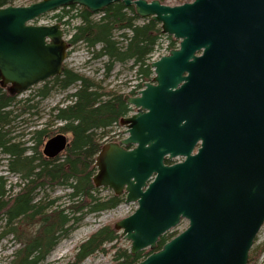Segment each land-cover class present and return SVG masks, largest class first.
I'll return each instance as SVG.
<instances>
[{"label": "water", "instance_id": "1", "mask_svg": "<svg viewBox=\"0 0 264 264\" xmlns=\"http://www.w3.org/2000/svg\"><path fill=\"white\" fill-rule=\"evenodd\" d=\"M122 1L180 41L151 64L154 77L122 118L127 138L96 157V188L136 211L115 223L136 264H248L264 226V0H41L0 8V86L12 96L60 76L70 43L60 23L35 25L74 5L92 14ZM198 54H201L198 56ZM58 134L43 153L68 146ZM182 157L180 163L167 165ZM187 229L155 251L182 221Z\"/></svg>", "mask_w": 264, "mask_h": 264}, {"label": "trees", "instance_id": "2", "mask_svg": "<svg viewBox=\"0 0 264 264\" xmlns=\"http://www.w3.org/2000/svg\"><path fill=\"white\" fill-rule=\"evenodd\" d=\"M18 1L0 0V8ZM28 1L32 4L41 0ZM55 18L72 35L70 48L85 45L94 59L106 60V70L104 78L96 81L64 66L60 76L43 84L37 92L39 102L54 91L67 92L73 88L75 92L69 96L70 105L53 109L56 112L53 121L64 125L53 130L50 128L53 123L47 124L31 131L26 140L17 134V124L25 122V116H31V110L37 106L31 103V98L17 101L18 96L10 95L0 86V152L7 156L9 172L19 175L21 180V184L13 186L0 176V221L6 222L0 238L15 234L24 243L10 264H42L59 240L69 235L87 214L114 210L124 202L113 194L105 199L99 197L102 190L93 184L94 163L103 146L102 139L109 133L107 128L119 124L129 112L125 95L107 90L104 82L117 64L127 63L133 64L142 82L150 81L153 73L149 61L160 40L169 39L170 50L179 44L163 35L160 25L152 19L140 24L134 7H126L122 1L107 7L99 19L78 5L61 9ZM58 134L72 136L66 150L55 157L45 156V143ZM59 186L70 193L56 199L44 195L46 190ZM19 227L25 231L24 227H28L31 233L20 238ZM177 234L162 237L157 250ZM119 239L114 225H107L81 244L69 264H81L97 253H108L116 248ZM107 245L112 246L106 249ZM150 254L141 252L132 256L128 251H118L114 264H136Z\"/></svg>", "mask_w": 264, "mask_h": 264}, {"label": "rangeland", "instance_id": "3", "mask_svg": "<svg viewBox=\"0 0 264 264\" xmlns=\"http://www.w3.org/2000/svg\"><path fill=\"white\" fill-rule=\"evenodd\" d=\"M149 2L153 0H147ZM162 4L170 7L180 6L186 3H191L194 0H159ZM16 5L18 6H27L29 5L28 0H19ZM56 13H51L45 18H41L38 21H35L36 25H48L52 23H56L57 20L55 18ZM96 19L101 17V14H95ZM146 19H140L139 23L142 24ZM66 29V28H65ZM69 38V35L67 34ZM174 39V38H173ZM175 40V39H174ZM179 43V42H178ZM170 41L169 39L162 38L160 40L159 46L156 49V53L154 57L158 60L161 56H166L171 51L169 49ZM179 47V44L175 49ZM105 59H94L91 53H88L87 49L84 45H78L74 48H71L69 51V57L65 62V66L69 69H72L80 74H83L87 77L93 78L96 81H100L104 78L105 74ZM132 63L127 64H117L111 76L104 82V87L107 90H114L115 92L120 93L121 95L132 96L135 97V91L141 90L144 87V82L140 78H137L136 69L132 68ZM153 73V71H152ZM154 76V74H153ZM148 82V81H147ZM145 81V83H147ZM43 84L35 86L18 96L17 101L26 100L27 98H31L32 104L37 107L31 110V116H25V122L17 124V134L23 135L25 140L28 139V135L31 131L36 129H42L47 124L53 123L50 128L56 129L64 125L63 123L54 122V115L56 112L53 111L55 107L65 108L71 104V98L69 97L71 94L75 92V89H70L67 92L54 91L46 100L39 102V98L37 97V92L39 88H41ZM137 87V89H134ZM138 96V93H137ZM124 97V100H125ZM126 101V100H125ZM127 102V101H126ZM129 105V104H128ZM131 106V105H130ZM133 107V106H131ZM118 130H120L121 125L116 124ZM122 130V129H121ZM119 131L118 134L108 133L106 137L102 139V145L105 143H113L118 142V140H122L124 137L119 135L122 131ZM56 136V135H55ZM69 140L72 139L70 134H67ZM95 168V167H94ZM96 169V168H95ZM0 176L5 177L13 186L21 184V180L19 175L13 174L9 172L7 167V156L0 152ZM101 193H99V197L105 199L110 197L113 193L108 189H101ZM18 189H16V192ZM68 193L69 190L65 189V187L59 186L53 189H48L44 193L50 199L63 198ZM114 195V194H113ZM43 196V195H42ZM122 198L125 201L124 196ZM64 199L62 200V202ZM137 209L136 204H125L123 202L118 208L114 210L104 211L100 214H87L83 221L77 225L66 237H63L59 240V242L55 245L52 252L48 255L46 260L42 264H69L74 261V258L77 254V249L81 246L82 243L87 241L90 236L104 228L107 225H115L116 222L127 218L131 214H133ZM5 220L0 221V236L5 232ZM188 227V222L186 220L182 221L179 226L175 229L167 232L166 235H171L173 233L181 234ZM26 231L22 228H18L17 235L20 238H23L25 234L29 235L30 230L28 227H24ZM119 236H120V232ZM116 243V242H115ZM24 243L16 238L15 234H7L4 237L0 238V264H10L14 259V255L23 247ZM112 245H107L106 249H110ZM116 248L110 250L108 253H97L89 258H87L81 264H114V256L119 251L124 252L128 251L130 253L131 243L121 238L116 243ZM144 254L149 252V249L142 251ZM248 264H264V226L262 227L258 237L255 240V243L250 252V258Z\"/></svg>", "mask_w": 264, "mask_h": 264}, {"label": "flooded vegetation", "instance_id": "4", "mask_svg": "<svg viewBox=\"0 0 264 264\" xmlns=\"http://www.w3.org/2000/svg\"><path fill=\"white\" fill-rule=\"evenodd\" d=\"M199 55H201V54H198V56ZM144 84H145V82H144ZM134 89H137V87H135ZM140 90H136L135 91V96H137V93L139 92ZM126 104L128 105V103L126 102ZM128 110H129V112H128V114L126 115V116H124V117H127V116H129V115H131L132 113H134L136 110H135V108L134 107H131L130 105H128ZM124 117H122V118H124ZM121 118V119H122ZM120 119V120H121ZM108 129V132L109 133H111V134H118V132L121 130L122 132H121V134L119 135V137L120 136H124L125 135V129L124 128H121L120 127V130H118V128L116 127V125H114V126H110V127H108L107 128ZM184 159L182 158V157H177V158H174V159H172V160H170L169 158H167L166 159V164L167 165H173V164H177V163H180V162H182Z\"/></svg>", "mask_w": 264, "mask_h": 264}, {"label": "bare ground", "instance_id": "5", "mask_svg": "<svg viewBox=\"0 0 264 264\" xmlns=\"http://www.w3.org/2000/svg\"><path fill=\"white\" fill-rule=\"evenodd\" d=\"M127 7V6H126ZM56 23H58V22H56ZM55 23V24H56ZM67 34L69 35V33H68V31H67ZM70 37H72V35H69ZM85 46V45H84ZM85 48L87 49V47L85 46ZM87 51H88V49H87ZM88 53H91L90 51H88ZM92 54V53H91Z\"/></svg>", "mask_w": 264, "mask_h": 264}]
</instances>
